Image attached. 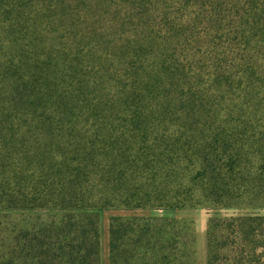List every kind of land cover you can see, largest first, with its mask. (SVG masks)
<instances>
[{
	"label": "trees",
	"instance_id": "obj_1",
	"mask_svg": "<svg viewBox=\"0 0 264 264\" xmlns=\"http://www.w3.org/2000/svg\"><path fill=\"white\" fill-rule=\"evenodd\" d=\"M263 129L264 0H0V264H100L142 210L109 264H198L187 214L260 192ZM205 248L255 262L264 215Z\"/></svg>",
	"mask_w": 264,
	"mask_h": 264
},
{
	"label": "rangeland",
	"instance_id": "obj_2",
	"mask_svg": "<svg viewBox=\"0 0 264 264\" xmlns=\"http://www.w3.org/2000/svg\"><path fill=\"white\" fill-rule=\"evenodd\" d=\"M264 131V129H263ZM245 191V187L242 188V191L237 193H234V195L231 197L230 202L232 207L228 208H221L217 207L213 209V211H206L203 209H197L192 212H189L187 215L189 217H192L194 219L195 223V232L197 235V260L198 263L203 264L205 260V228H206V221L208 217L211 216H217V217H223V216H236V215H264V185L261 184L260 192L256 195H250V197H246V201L242 199H239L238 197L240 194ZM220 206V205H218ZM149 212L148 210H142L140 215H135L138 217H147L145 216V213ZM118 214L117 212H103L100 214V237L103 239L106 231L107 240H108V220L111 216H114ZM131 214V213H129ZM128 214V215H129ZM164 215V214H161ZM165 216L169 217H178L183 216V214L180 213H173L168 212L165 214ZM255 255L258 256L255 260L260 259L262 255V248H258L255 251Z\"/></svg>",
	"mask_w": 264,
	"mask_h": 264
},
{
	"label": "crops",
	"instance_id": "obj_3",
	"mask_svg": "<svg viewBox=\"0 0 264 264\" xmlns=\"http://www.w3.org/2000/svg\"><path fill=\"white\" fill-rule=\"evenodd\" d=\"M116 212V211H115ZM118 214L114 216H135V215H140L141 211H118ZM131 213V214H129ZM129 214V215H128ZM163 213L158 212V211H149L145 213V216H158ZM104 237L103 239L100 237V264H109V254H108V240H107V235L106 231L104 230ZM201 264V263H198Z\"/></svg>",
	"mask_w": 264,
	"mask_h": 264
},
{
	"label": "water",
	"instance_id": "obj_4",
	"mask_svg": "<svg viewBox=\"0 0 264 264\" xmlns=\"http://www.w3.org/2000/svg\"><path fill=\"white\" fill-rule=\"evenodd\" d=\"M251 264H264V255L260 259L256 260L255 262Z\"/></svg>",
	"mask_w": 264,
	"mask_h": 264
}]
</instances>
